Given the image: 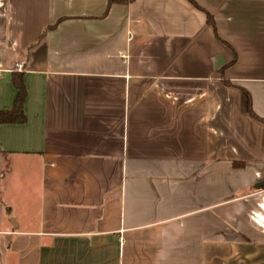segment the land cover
Segmentation results:
<instances>
[{
	"label": "crops",
	"instance_id": "obj_1",
	"mask_svg": "<svg viewBox=\"0 0 264 264\" xmlns=\"http://www.w3.org/2000/svg\"><path fill=\"white\" fill-rule=\"evenodd\" d=\"M194 1L0 0V264H264V0Z\"/></svg>",
	"mask_w": 264,
	"mask_h": 264
},
{
	"label": "trees",
	"instance_id": "obj_2",
	"mask_svg": "<svg viewBox=\"0 0 264 264\" xmlns=\"http://www.w3.org/2000/svg\"><path fill=\"white\" fill-rule=\"evenodd\" d=\"M195 3L194 0H190ZM208 21L213 23L211 16L208 17ZM14 83L16 88L18 89V96L15 100L14 106L10 110H1L0 111V123H16L19 122L23 118V102L25 98V87L22 82L21 77H15ZM259 121L264 122V119L254 115Z\"/></svg>",
	"mask_w": 264,
	"mask_h": 264
},
{
	"label": "water",
	"instance_id": "obj_3",
	"mask_svg": "<svg viewBox=\"0 0 264 264\" xmlns=\"http://www.w3.org/2000/svg\"><path fill=\"white\" fill-rule=\"evenodd\" d=\"M258 186H264V182H261Z\"/></svg>",
	"mask_w": 264,
	"mask_h": 264
}]
</instances>
